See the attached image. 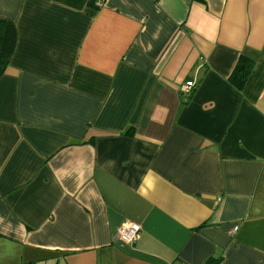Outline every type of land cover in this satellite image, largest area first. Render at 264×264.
Listing matches in <instances>:
<instances>
[{
  "label": "crops",
  "instance_id": "0c3cea01",
  "mask_svg": "<svg viewBox=\"0 0 264 264\" xmlns=\"http://www.w3.org/2000/svg\"><path fill=\"white\" fill-rule=\"evenodd\" d=\"M0 19V264H264V0H0Z\"/></svg>",
  "mask_w": 264,
  "mask_h": 264
},
{
  "label": "trees",
  "instance_id": "16d2710c",
  "mask_svg": "<svg viewBox=\"0 0 264 264\" xmlns=\"http://www.w3.org/2000/svg\"><path fill=\"white\" fill-rule=\"evenodd\" d=\"M16 37L15 26L11 22L0 19V76L5 71L13 54ZM254 67V61L244 56H239L228 77V81L235 88L241 89Z\"/></svg>",
  "mask_w": 264,
  "mask_h": 264
},
{
  "label": "built area",
  "instance_id": "2783aa9c",
  "mask_svg": "<svg viewBox=\"0 0 264 264\" xmlns=\"http://www.w3.org/2000/svg\"><path fill=\"white\" fill-rule=\"evenodd\" d=\"M183 89L189 91L190 85L184 86ZM140 230L141 227L139 224L131 221L124 222L117 232V238L124 244H133L139 238ZM233 230L236 231L237 226H235Z\"/></svg>",
  "mask_w": 264,
  "mask_h": 264
}]
</instances>
